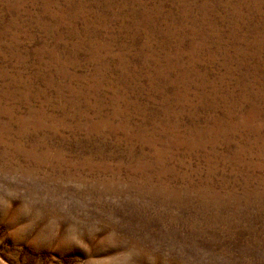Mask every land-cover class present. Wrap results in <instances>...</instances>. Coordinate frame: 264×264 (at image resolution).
<instances>
[{
  "label": "rangeland",
  "instance_id": "obj_1",
  "mask_svg": "<svg viewBox=\"0 0 264 264\" xmlns=\"http://www.w3.org/2000/svg\"><path fill=\"white\" fill-rule=\"evenodd\" d=\"M0 264H264V0H0Z\"/></svg>",
  "mask_w": 264,
  "mask_h": 264
}]
</instances>
